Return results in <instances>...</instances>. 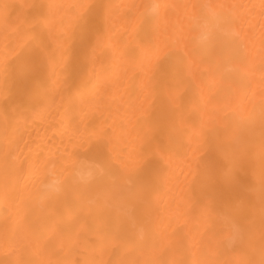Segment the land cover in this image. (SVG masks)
I'll return each instance as SVG.
<instances>
[{
  "label": "bare ground",
  "instance_id": "6f19581e",
  "mask_svg": "<svg viewBox=\"0 0 264 264\" xmlns=\"http://www.w3.org/2000/svg\"><path fill=\"white\" fill-rule=\"evenodd\" d=\"M0 264H264V0H0Z\"/></svg>",
  "mask_w": 264,
  "mask_h": 264
}]
</instances>
